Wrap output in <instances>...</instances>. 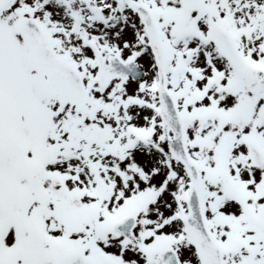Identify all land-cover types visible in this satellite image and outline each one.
<instances>
[{
	"label": "snow or ice",
	"instance_id": "6c2138e0",
	"mask_svg": "<svg viewBox=\"0 0 264 264\" xmlns=\"http://www.w3.org/2000/svg\"><path fill=\"white\" fill-rule=\"evenodd\" d=\"M0 264H264V0H0Z\"/></svg>",
	"mask_w": 264,
	"mask_h": 264
}]
</instances>
